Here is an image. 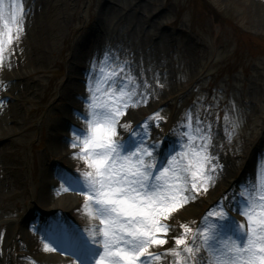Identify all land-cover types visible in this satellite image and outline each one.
Segmentation results:
<instances>
[{
    "label": "rangeland",
    "instance_id": "1",
    "mask_svg": "<svg viewBox=\"0 0 264 264\" xmlns=\"http://www.w3.org/2000/svg\"><path fill=\"white\" fill-rule=\"evenodd\" d=\"M38 1L24 0L26 12L39 9L33 35L25 31L30 23L26 19L19 39L10 47L5 44L2 63L7 70L6 82L15 84L17 79L19 83L8 102L14 106L10 123L16 129L0 134V264H28L26 255L15 257L16 251L7 252L17 239L13 221L23 219V223L33 217L31 224H47L46 232L57 245L86 236L77 224L78 214L89 220L82 207L85 197L62 189L87 166L74 154L65 158L54 155L48 134L52 121L61 119L66 110L71 80L70 102L79 101V107L88 110V101L80 96H90L94 68L106 53L127 61L132 74L151 85L147 102L130 107L122 117L121 123L130 128L118 130L120 138L127 139L131 130L158 112L164 119L158 127H150L151 138L162 141L161 151L166 152L170 147L178 148L179 125L189 109L214 123L212 151L223 168L207 192L173 213L168 221V243L151 251L174 247L171 237L180 235L179 225L197 228L218 201L226 195L231 198L246 181L255 178L258 168L264 170V0ZM0 31H7L2 20ZM69 65H79V74L70 75ZM15 74L19 78H12ZM77 109L72 112L78 117ZM225 116L239 125L231 140L225 135ZM85 125L79 127L74 122L69 129L74 134ZM72 139L67 137L66 145L78 152L71 145ZM42 156L48 168L55 166L61 183L51 189L54 200L50 203L54 206L69 194L80 195L83 199L76 212L69 202L52 209L49 203L39 204L40 187L33 185V177L37 179ZM233 215L244 220L239 212ZM46 241L51 243L50 238ZM77 244L72 239V245ZM54 254L60 251L47 255ZM172 259L162 257L159 264Z\"/></svg>",
    "mask_w": 264,
    "mask_h": 264
},
{
    "label": "snow or ice",
    "instance_id": "2",
    "mask_svg": "<svg viewBox=\"0 0 264 264\" xmlns=\"http://www.w3.org/2000/svg\"><path fill=\"white\" fill-rule=\"evenodd\" d=\"M26 15L24 0H0V20L7 29L0 31V64L5 44L10 47L23 33ZM150 88L114 54L106 53L94 68L90 96L84 98L88 110L82 114L87 127L74 132L71 141L79 149L74 158L87 170L69 178L62 189L85 197L82 207L92 221L71 250L79 258L73 264H159L169 256L173 259L168 264H264V170L259 168L231 198L218 201L197 228L179 225L180 235L171 237L174 247L150 250L168 243L173 213L207 192L223 168L212 151L214 123L192 109L179 125L178 148L162 152L163 142L152 140L150 127L164 119L158 112L127 139L120 138L118 130L130 128L121 123L122 117L130 107L147 102ZM224 119L231 140L239 125ZM234 212L244 220H237ZM44 250L56 252L57 247L46 243Z\"/></svg>",
    "mask_w": 264,
    "mask_h": 264
},
{
    "label": "bare ground",
    "instance_id": "3",
    "mask_svg": "<svg viewBox=\"0 0 264 264\" xmlns=\"http://www.w3.org/2000/svg\"><path fill=\"white\" fill-rule=\"evenodd\" d=\"M40 1L41 0H39L38 2ZM38 13H39V9L38 7H35L32 13L30 10L27 11V15L24 19V21L26 19L30 20V23H26L28 27L26 28L25 31L29 32L31 35H33L35 31V19L38 16ZM78 68H79V65H69L68 69L70 71V75L75 76L79 74L76 72ZM0 70H2V72H0L1 74L0 134H3V132L4 133L7 132L9 128L10 129L14 128V130L16 129V125L10 123L11 114H12V110L14 106L13 104H8V102L11 100V97H13L12 94L14 95L15 85L19 83V80H17L16 78H19V76L18 74L13 75L12 78L16 79V83L15 84L11 83V85H9L8 82H6L7 79L5 78L7 70L3 64L0 65ZM12 80L14 81V79ZM72 86H73V82L71 80L68 86V93L67 95L66 93L64 94L67 97L65 98L66 103L64 105V108L66 110L62 111L61 119L56 120L57 119L56 117V119L52 121L54 125H51L50 131L48 134L49 148L51 152L57 157H61V158H65L70 155H73L74 154L73 152H75L74 150L72 151L66 145L67 137L73 138L71 128L69 129L70 124L76 122V124H78L79 127L86 126L85 124H87L82 115L85 112V110H82L81 107H79V104H78L79 101L73 102V103L70 102L72 96L70 95L69 92L72 91ZM83 97H86V96L85 95L80 96V98H83ZM73 109H77L78 111H80V115L78 117L75 116V114H73L72 112ZM58 111H61V110L58 109ZM135 114L136 113L132 114V116H134ZM47 166H48V162L46 158L42 156L40 160V164H39L38 173H37V179L33 177V185L35 187L36 186L40 187L39 199L41 202L39 204L42 206H45L49 203L48 205H51L50 208L52 209L53 207L59 208L60 206H63L69 202L71 203L70 208L73 212H76L77 210H79L81 200L83 199L80 197V195L76 196L73 194H69L65 196V198L60 199L59 201L55 202L56 204H54V206L50 203L51 200H54L53 195H51L50 193L51 189L55 187H59L61 183L59 182V180L56 179L58 172L56 171L55 166L53 165L51 169L48 168ZM7 210H11V209H7ZM12 213H15V211L13 210ZM86 217L89 218L87 215ZM27 218H29V216ZM31 218L26 219L23 223H22L23 219L22 221L20 220L19 223H17V221H15V224H14V221L12 222L16 229L15 232H13L15 233L14 237H16L17 239L15 240L16 244H13V245L11 244L7 252L16 251L17 255H15V257L26 255L28 257V264H73L74 260L79 259L78 257L71 255V250L74 247L72 245V239H73V244L78 243L79 242V239H77L78 236H75L72 239L63 241L60 245H57L55 244V241L52 235H48V233L46 232L47 224L41 223V222L31 224L32 223ZM82 221H84L83 216L78 214V223H77L78 227L84 229L85 231V229H88L90 227L92 221L90 219L84 222ZM13 229H14L13 227L10 229L8 228L9 231H13ZM4 232H6V229L4 230ZM47 238L51 239V244L54 245V247H57V250L60 251V254L56 256L54 254V256L52 255L53 257L47 255L48 251L44 250L45 244L48 243L46 241ZM65 246L68 248V253H65L63 251V248ZM6 247L4 246L5 249ZM28 249L32 252V254L29 253Z\"/></svg>",
    "mask_w": 264,
    "mask_h": 264
}]
</instances>
